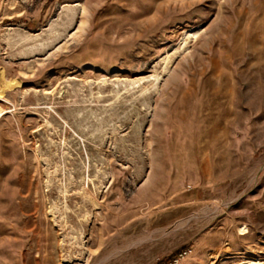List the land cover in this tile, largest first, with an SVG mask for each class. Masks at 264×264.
<instances>
[{
    "label": "rangeland",
    "instance_id": "1",
    "mask_svg": "<svg viewBox=\"0 0 264 264\" xmlns=\"http://www.w3.org/2000/svg\"><path fill=\"white\" fill-rule=\"evenodd\" d=\"M0 76V264L264 260V0H0Z\"/></svg>",
    "mask_w": 264,
    "mask_h": 264
},
{
    "label": "bare ground",
    "instance_id": "2",
    "mask_svg": "<svg viewBox=\"0 0 264 264\" xmlns=\"http://www.w3.org/2000/svg\"><path fill=\"white\" fill-rule=\"evenodd\" d=\"M194 34H196V33L195 32H189L185 35H188V38H189V35H194ZM185 38H187V36ZM187 40L188 39H185L182 42H185V41L188 42ZM182 45H183V43H182ZM179 48H181V46ZM1 85H2V78L0 76V87H1ZM5 112H6L5 108H0V113H5ZM91 199L96 200V198L94 196H92ZM216 214H225L228 217L230 216L232 218V223H234V218L229 213L227 204L221 203L218 200H212V201L208 202L207 206L204 208V210L199 215L202 218L211 219ZM180 224H182V222H180ZM246 233H248V230L245 226H241L238 229V235H245ZM225 242H226V240H224V243L221 244L220 247L217 248L211 254L210 259L207 261L206 264H219L220 263L222 255L227 253V249L225 248ZM225 264H264V260L261 259L260 257L243 256V257L239 258L238 260L229 261V262H226Z\"/></svg>",
    "mask_w": 264,
    "mask_h": 264
},
{
    "label": "trees",
    "instance_id": "3",
    "mask_svg": "<svg viewBox=\"0 0 264 264\" xmlns=\"http://www.w3.org/2000/svg\"><path fill=\"white\" fill-rule=\"evenodd\" d=\"M173 258H171V260H172ZM170 263V262H169Z\"/></svg>",
    "mask_w": 264,
    "mask_h": 264
}]
</instances>
